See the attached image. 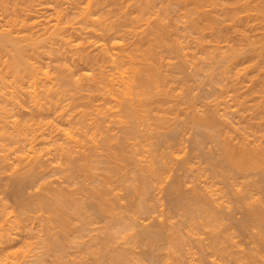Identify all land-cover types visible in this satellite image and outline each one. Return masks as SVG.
<instances>
[{
  "label": "bare ground",
  "instance_id": "6f19581e",
  "mask_svg": "<svg viewBox=\"0 0 264 264\" xmlns=\"http://www.w3.org/2000/svg\"><path fill=\"white\" fill-rule=\"evenodd\" d=\"M203 91L215 97L203 101L208 110L192 100ZM243 97L254 101L245 107L258 117L252 125ZM263 110L264 0H0V189L13 183L18 206L0 195V264H183L189 232L207 228L199 264L264 263V207L240 211L260 224L235 227L250 237L246 253L230 228L239 205L221 211L226 187L241 198L247 184L236 187L213 160L225 188L206 175L198 189L183 176L188 196L170 178L191 126L215 132L204 137L220 140L215 160L264 174ZM167 180V207L182 216L175 225L157 212L163 200H151Z\"/></svg>",
  "mask_w": 264,
  "mask_h": 264
},
{
  "label": "rangeland",
  "instance_id": "374dc122",
  "mask_svg": "<svg viewBox=\"0 0 264 264\" xmlns=\"http://www.w3.org/2000/svg\"><path fill=\"white\" fill-rule=\"evenodd\" d=\"M241 61H242V62H245L246 60H245V59H244V60L242 59ZM242 62H240V63H242ZM195 83H196V82H195ZM243 83H244V82H242V84H243ZM191 84H194V83L191 82ZM196 84H197V83H196ZM240 84H241V83H240ZM242 84H241V85H242ZM202 85H204V84H202ZM245 85H246V84H245ZM194 86L198 87V86H199V83H198V86L195 85V84L193 85V88L195 89ZM239 86H240V85H238V88L242 87V86H240V87H239ZM200 87H201V85H200ZM196 90H197V91H196ZM194 91H196V92H193V93L196 94V93L198 92V89L196 88ZM201 92H202V91H201ZM201 92H200V93H201ZM198 93H199V92H198ZM198 93H197V94H198ZM206 94H207V93H206L205 91H203V95H200L202 98H201L200 96H196V97L194 98L195 100H194V99H192V100L195 102V104H198V105H200L203 101H205L206 104L209 106L208 103H210V101L213 102V101H212L213 98H212V97L209 98V97H210V96H209V97L206 99V97H204V96H206ZM198 95H199V94H198ZM207 95H209V94H207ZM199 97H200V98H199ZM203 97L205 98V100H204ZM222 97H223V98H222V101H223V100L225 101L224 97H225L226 99H228L226 96H222ZM196 98H198V99H196ZM189 99H190V98H189ZM214 99H215V97H214ZM214 99H213V100H214ZM243 99H244V101L246 102V104H245L244 107H243L244 109H242V115H243V114L245 115V116L243 115V117H244L243 122H244L245 119H248V117H249L248 121L252 119V120L250 121L251 123L245 120L244 124L246 125V123L248 122V125H249V123H250V125H252V121L255 120V119L257 120L258 117L256 118V113H255V114H254V113H250L251 111H250V112H247V110H248L247 108H250V107H249V106L251 105L250 103H252V102H254V101H253L252 98H249V100H248V99L245 100L246 98L243 97ZM196 100H197V101H196ZM199 100H200V101H199ZM218 100L221 101L220 98H219ZM228 100H229V99H228ZM250 100H252V101H250ZM188 101L190 102V100H188ZM194 102H193V103H194ZM198 102H199L200 104H199ZM205 102H203V104H204V106H205L206 108H205L203 105H201V106L204 107V108L201 107L202 110H208V108H207L208 106H206ZM207 102H208V103H207ZM248 102H249V104H247ZM191 103H192V102H191ZM227 103H228V102L225 101V103H224L225 105H224V106H227ZM231 103H232V104H231ZM231 103H230L231 106H233L234 104H233L232 101H231ZM211 104H212V103H211ZM211 104H210V105H211ZM198 105H197V106H198ZM222 106H223V105H222ZM246 106H248V107H246ZM228 107H229V104H228ZM245 107H246L247 110L245 109ZM198 108H199V111L201 112V111H202V110H200L201 108H200V107H198ZM198 108H196V109H197V110H196L197 112H198ZM226 108H227V107H225V110H226ZM227 109H228V108H227ZM229 109H230V110H229ZM229 109H228V111H231V107H230ZM232 110H233V108H232ZM243 110H244V113H243ZM263 111H264V110H263ZM263 111H262V112H263ZM226 112H227V111H226ZM231 112H232V111H231ZM198 113H199V112H198ZM221 113H222V112H221ZM221 113H220V114H221ZM248 113H249V114H248ZM253 114H254L255 117H252ZM263 114H264V112L262 113V115H263ZM228 115L231 117L232 114H228ZM249 115H250L251 117H250ZM259 115H260V114H259ZM174 116H175V115H174ZM257 116H258V115H257ZM171 117H173V116L170 115L169 118H171ZM180 117H181V115H180ZM232 117H233V116H232ZM178 118H179V117H178ZM250 118H251V119H250ZM179 119H180V118H179ZM181 119H182V118H181ZM234 120L237 121L236 118L233 119V121H234ZM256 120L253 121V122H256ZM191 127H193V126H191ZM191 127H188V131H186L185 129H183L184 131H183L182 129L176 131V132H179V131H180L181 134H182L183 132H186V134L188 133V134H187L188 136H186L185 133L183 134V135H185V137L183 136V137H184V140H183L184 142L182 141L183 144L186 143V142L188 141V142L186 143V145L184 144L185 147H183V148H186V150L182 149V148H181V147H182L181 145H180L181 147L178 148L179 145L177 146V144L174 142V144H176V145H174V147H175V148L177 147V148H178V151H179V149H180V151H183V150H184L185 152L187 151V154H188V155H187V157H186V160H185V158H184V156H185L184 153H185V152L183 151V153H182V154H184V156H183V155L181 156V152H179V155H180L181 157H183V160H185L186 162L183 161V160L178 159V160L181 161V163H182L181 166H180V165L178 166V165L176 164V163H178V162H176V163L173 162L172 164H174V165L176 164V165H175V166H176V169H175V168H171V167H172V166H171L172 164L170 163L171 165H170V167H169L168 169H170V168H171V169H175V170H171V171H172L171 175L173 174L172 177H173V176H176V177H173V178H172V177L169 175L170 170H168L169 173H168V171H166V173L164 172V174H165V175L168 174V175L170 176V178L173 179V180L176 181V182H177V180H176L177 178L179 179L178 181L181 182L182 179H183V180H186V179H185V177H186L188 181L190 180V181H189L190 183L192 182L191 185H194L195 188H196V185H197V188L199 189V188L202 187V185L205 183V180H204V182H203L202 180L204 179V177H205L206 175H207L208 177L210 176V178H211V179H209L210 181L212 180V177H213V179H215L214 176H216V177H218V178L220 177V176H219L220 174H216V175H215V172H212V171L215 169L214 166L212 165V162L214 161V162H213L214 164H215V162H217V163L215 164V166L217 165L216 167H217L218 169H219V167L221 166L222 168L220 167V169L224 170V173L226 172L227 174H230V175L232 174L231 176H234L233 178H234V181H236V184H235L236 187H238V185H239V187H240L241 185L244 187L245 184L248 185V183H249L248 186L245 185L247 188H245V187L243 188V187L241 186V187L243 188V190H242L243 192L246 191V190L248 189V191L244 193V194H246V195H244V194L241 193V198H240V196H236V195H240V194H238V193H235V194H236L235 196H234V194H232V193L235 191V189H236L235 186H234L235 189H232V187H230V189L234 190L233 192L231 191V194H229V192H230V189H229V188L226 187L227 190L224 189V190H226V192H225V194H224V193H222V194H223L224 196H225L226 194H228L226 197H224V196L220 193L221 198L224 197V198H222V200H223L222 202H224V203H223L224 206L222 205L223 207H222V206H221L222 208L220 207L222 212L232 211V212L234 213V211H235L234 208H236V207L239 205L238 208H236V209H239V210H237V211H239V212H236V211H235L236 213H234V214H237V216H236L237 218H236V219H238V220H236V222H235V220H233L232 222L234 223L235 226H234L233 223H232L233 226L230 225V228L232 227L231 230L235 229V232L237 233V234H234V236H236V237H235L234 240H232V241H234L235 243H237V244L235 245V247H234L235 251L238 250L237 252H241V251H242L243 253H246V252L248 251L247 249H250L249 246L251 247V245H250V244H251V243H250V241H251V240H250V237H249L248 235H246V234H247L246 232H243L244 230H243V227H242V226H240V227L237 226L238 228H235V227H236V225H237L238 222H241V223L244 222L243 224L246 225V226H244V227H248V228H249L250 226H251L250 228H253V227L257 226V225H260L259 222H258L259 219L257 220V218L255 217L257 222H256V221H252V220L254 219V218H252L253 216H252V217L249 216V217L251 218V219H249V217H247V215H245L244 213H245V212L247 211V209H248L247 206L252 207V209H254V207H255L256 209H257V208L262 209V208L264 207V174L262 173L263 170H262V171L260 170L261 172H260L259 170H257L256 167L259 166V165H256V166H250L251 168L248 166V168L246 167V168L244 169L246 173H247V169H248V170H251V171L248 172V174H243L242 172H241V173H238V169L235 168V165H234V166H232L233 164L230 165V164H231V163H229L230 161H229V162L227 161L228 163H226V162H225L226 160H225V159H222V158H221L222 160H219V159H216V160H215L214 158H216V157H217V158L222 157V156L220 155V154H221L220 152H221L222 147H219V149L221 148L220 150L217 148V145L221 144V143H220V140H219V138H218L216 135L212 136L214 140L212 139V137H211V138H208V139H207V138H206V139L204 138V137H207L208 135H212V134H214L215 132L211 134V133H209V130H207V131H208L207 133H209V134H205V133H206V129L204 130V129L202 128V129H203V130H202L201 128H196V129H198V130L200 129V130H201V131H200V134L204 135V136L200 135V136H202V140H203V138L205 139V140H203V143H202V140L200 141L201 143H197L196 140H197L198 138L201 139L200 136H199V133H198L199 131H197L194 127H193V128H191ZM247 128H248V127H247ZM253 128H254V127L252 126L251 128H249V130L246 129V131L248 130L247 132L250 131L251 133H255V132H257V131H256L255 129H253ZM251 129H252V130H251ZM256 129H257V128H256ZM195 130H196L197 132H196ZM181 131H183V132H181ZM194 131H195V133H194ZM258 131H260V130L258 129ZM250 132H249V133H250ZM180 133H179V134H180ZM193 133H194V135H193ZM196 133H197L198 136L196 135ZM257 133H258V132H257ZM231 134H232V133H231ZM231 134H230V135H231ZM258 134H259V133H258ZM233 135L236 137V135H235L234 133H233ZM193 136H194V137L197 136L198 138L196 137V139H195ZM215 136H216V137H215ZM231 136H232V135H231ZM234 136H233V137H234ZM186 137H188V139H187ZM215 138L218 139V141H217V140H216V141H217L219 144H214V143H215ZM182 139H183V138H182ZM199 139H198V140H199ZM186 140H187V141H186ZM178 141H179V139H178ZM185 141H186V142H185ZM194 141H196L197 144H196ZM172 142H173V141H172ZM172 142H171V143H172ZM176 142H177V139H176ZM233 142L237 143V141H235V140H232V143H233ZM172 144H173V143H172ZM199 145H201V146L198 147ZM153 146H154V145H153ZM153 146L151 147L152 149H153V148H154V149H155V148H158V149L162 148V145H161V146L158 145V146H159V147H158V146L155 144V146H157V147H155V146L153 147ZM215 146H216V147H215ZM219 146H220V145H219ZM221 146H222V145H221ZM177 148H176V149H177ZM214 148H215V149H214ZM181 149H182V150H181ZM217 149H218V150H217ZM155 150H156V149H155ZM213 150H214L215 152H214ZM216 150H217V151H216ZM219 151H220V152H219ZM157 152H159V151H157ZM208 152H209V155H210V156L207 155ZM216 152H217V153L219 152L220 154H219V155H218V154L216 155ZM212 153L215 154V155H213ZM180 156H179L178 158H181ZM212 156H213V157L215 156V157L213 158ZM218 156H219V157H218ZM211 157H212L213 159H212ZM187 158H188V159H187ZM208 158H209V160H210V159H211V160L209 161ZM178 160H177V161H178ZM187 160H188V161H187ZM212 160H213V161H212ZM217 160H219V161H217ZM223 160H225V161H223ZM175 161H176V160H175ZM208 161H209V162H208ZM211 161H212V162H211ZM220 161H221V162H220ZM183 162H184V163H183ZM187 162H188V163H187ZM210 162H211V164H210ZM218 162H219V163H218ZM126 163H127V162H126ZM185 163H186V164H185ZM207 163L210 164L211 166H210V165H207ZM178 164H179V163H178ZM218 164H219L220 166H219ZM125 165L128 166V167L130 166L128 163L125 164ZM183 165H188V166H189L188 168H191V171H190L189 169H187V167L185 168V166H183ZM177 166H178V167H177ZM209 166H210V168H209ZM173 167H174V166H173ZM180 167H181V168L183 167V168L181 169ZM212 167H213V169H212ZM233 167H234V168H233ZM253 167H254V169L252 170ZM184 168L187 169L188 172L185 171V170H183ZM217 168H216V169H217ZM249 168H250V169H249ZM257 168H258V167H257ZM261 168L263 169V167H261ZM261 168H260V169H261ZM209 169H210V170H209ZM211 169H212V171H211ZM235 169H236L237 171H235ZM258 169H259V168H258ZM209 171H210V174H209ZM258 171H259L260 173H258ZM202 172H203V173H202ZM205 172H206V173H205ZM239 172H240V170H239ZM245 172H244V173H245ZM200 173H201V174H200ZM207 173H208V174H207ZM213 173H214V174H213ZM226 173H225V174H226ZM225 174H224V175H225ZM50 175H52V174H50ZM50 175H48L49 178L46 176V178L48 179V181H47L48 183H49V180H51V179L53 180V179L55 178L53 175H52V176H50ZM211 175H213V176H211ZM166 176H167V175H166ZM169 176H168V177H169ZM183 176H184V178H182ZM198 176H199V177H198ZM201 176H202V177H201ZM203 176H204V177H203ZM207 176L205 177L206 179L208 178ZM246 176H247V178H246ZM53 177H54V178H53ZM195 177H196V179H195ZM46 178L44 179L45 181H43V182H45V184H47V183H46V180H47ZM174 178H175V179H174ZM181 178H182V179H181ZM220 178H221V177H220ZM165 179H166V178H165ZM168 179H169V178H168ZM194 179H195V180H194ZM8 180H10V181L12 180V182H14V181H13L14 179H8ZM8 180L6 179V182H5V180H4V183H3V184L7 183ZM183 180H182V181H183ZM198 180H199V183L201 182L200 185H199V184H196V183L198 182ZM165 181H166V180H165ZM165 181H164V182H165ZM167 181H168V180H167ZM174 181H173V183H176V182H174ZM188 181H186V183H185V181H183L188 187H187L183 182H181V183L177 182V183L180 184V189H181V186H182L181 184H183V186L185 185V187H182V189H183V190L181 191L182 193H184V192L186 191L185 188L187 187V190H189V191L185 192V193H186L185 195H187V193L189 192V194H188V196H189L190 193H191L192 188H194V187H192L191 185H188V184H190ZM207 181H208V180H207ZM215 181L218 182V183L216 182V184H218V185L221 184L220 186H222L223 188H225V187H224L225 185L223 186V180H220V179L217 180V179H215L214 182H215ZM164 182H163V184H165ZM171 182H172V180H171ZM171 182H170V184H169V181H168V183H166V185H168V187H167V189H166V192L164 191L166 187L164 188V185L162 184V186H163V187L161 188V191H162V192L160 191V189L158 190L159 192L157 191L156 193H155L154 190H153V191H150V192H151V193H150V196H151L152 193H155V194H153L154 196H151L152 198H151V197H149V198H151V200H152V199H156V200H157V198H154V197H160V198H159V201H160V199H161V201L163 200V202H161V205L164 204L166 207H165L164 205H163V206L160 205L161 208H160V209H157V210H158L157 212H159V214H162L164 217L167 216V219L169 218L170 220L168 219V220H166V221H167V222H170V223H173V225H175L174 223L180 221V219H181L180 217H182V216H180V214H179L180 211H175V210H173V209H169V208H170V207H169V203L166 202V199H165V198L168 196L169 192H170V191H169V189H170L169 186H170V185H171V186L174 185V184H171ZM221 182H222V183H221ZM8 183L11 184V185L13 184V183H10V182H8ZM8 183H7V184H8ZM177 183H176V185H178ZM219 183H220V184H219ZM9 184L4 186V187L9 186V187L4 188L5 190L7 189V191H4V189H3V192H2V189H0V192H2V194H3V195H2V194H0V195L3 196L2 198H6V199H7L8 204L11 205V208L16 207V210H17V207H18V206H15V205H17V204L14 203L15 200L12 198L13 196H12V194L10 193L11 185H9ZM201 184H202V185H201ZM243 184H244V185H243ZM250 184H251V185H250ZM252 184H253V185H252ZM54 185H56V184H54ZM218 185H217V186H218ZM199 186H200V187H199ZM203 186H205V185H203ZM220 186H219V187H220ZM249 186H250L251 188H250ZM222 187H221V188H222ZM239 187H238V188H239ZM188 188H191V190L188 189ZM203 188H205V187H203ZM249 188H250V189H249ZM8 189H9V191H8ZM35 189H37V188H35ZM35 189H34L33 191H36ZM162 189H164V190H162ZM184 189H185V190H184ZM224 190H223V192H224ZM239 190H240V189H238V190L236 189V191H239ZM249 190H250V191H249ZM28 191H29V192H28ZM28 191H27V192H28L29 194L27 193L28 195L26 194V196L30 197V196L33 195V198H34V195H35V197H36V195L40 193V191H39V193H36V194H35V193L32 191V189H30V190H28ZM122 191H123V190H122ZM163 191H164L165 193H164ZM167 191H169V192H167ZM227 191H228V193H227ZM240 191H241V190H240ZM4 192H5V194H4ZM8 192H9V193H8ZM118 192H119V194H120V193H121V194H122V193H126L125 191H123V192L118 191ZM43 193H44V192H43ZM157 193H158V194H157ZM160 193H161V195H160ZM162 193H164V194H163V195H164V196H163L164 198H163V197L161 198ZM166 193H167V194H166ZM247 193H248V194H247ZM8 194H9V195H8ZM30 194H31V195H30ZM156 194H157V196H156ZM218 194H219V193H218ZM29 195H30V196H29ZM122 195H123V194H122ZM159 195H160V196H159ZM165 195H167V196L165 197ZM1 196H0V197H1ZM9 196H10V198H9ZM123 196H126V194H124ZM28 197H27V198H28ZM214 197H215V196H214ZM218 197H219V196H218ZM218 197L216 196V198H218ZM234 197H235V198H234ZM237 197L240 198V199L238 198L239 201L237 200ZM33 198H31V199H33ZM167 198L169 199V196H168ZM34 199H35V198H34ZM214 199H215V198H214ZM224 199H225V200H224ZM226 199H228V200H226ZM156 200H155V201H156ZM219 200H220V197H219ZM240 200H241V201H240ZM157 201H158V200H157ZM167 201H168V200H167ZM231 201H232V202H231ZM233 201H234V202H233ZM10 202H11V203H10ZM219 202H221V201H219ZM227 202H228V203H227ZM237 202H238V203H237ZM240 202H241V205H240ZM12 203H13V204H12ZM151 203H152V201H151ZM153 203H155L154 200H153ZM153 203H152V204H153ZM167 203H168V205H167ZM226 203H227V204H226ZM231 203H232L233 205H231V208H230V207H228V206H230ZM14 204H15V205H14ZM159 204H160V202H159ZM159 204H158V202H157L156 206L158 207ZM220 204H222V203H220ZM236 204H238V205H236ZM226 205H227V206H226ZM12 206H13V207H12ZM160 206H159V207H160ZM167 206H168L169 208H168ZM233 206H236V207L233 208ZM245 206H246V207H245ZM159 207H158V208H159ZM162 207H163V209H162ZM239 207H241V208H239ZM242 207H244L246 210H245V209H242ZM261 207H262V208H261ZM164 208H165V209H164ZM232 208H233V209H232ZM13 209H14V208H13ZM161 209H162V210H161ZM225 209H226V210H225ZM228 209H229V210H228ZM241 209L243 210L244 213H241V214H240V211L242 212ZM249 209H251V208H249ZM169 210H170V211H169ZM161 211H163L164 213H160ZM177 212H178L179 217H178V215H177ZM180 213H181V212H180ZM238 213H239V215H238ZM246 213H247V212H246ZM155 214H156V213H155ZM159 214H156V215H159ZM164 214H167V215H164ZM175 214H176V215H175ZM162 215H161V216H162ZM240 215H241V216H240ZM244 215H245V216H244ZM161 216L159 215V217H161ZM168 216H169V217H168ZM172 216H173V217H172ZM234 216H235V215H234ZM238 216H239L241 219H244V218H245V219H244L245 221H244V220L239 221V217H238ZM159 217H158V218H159ZM177 217L180 218V219H178ZM243 217H244V218H243ZM246 217H247V218H246ZM171 218H172V221H173V222L171 221ZM159 219H162V218H159ZM159 219H158V220H159ZM165 219H166V217H165ZM241 219H240V220H241ZM247 219H249L250 222L252 221V222H251L252 225H251V223H250ZM260 219H262V218H260ZM162 220H163V219H162ZM154 222H156V221H154ZM180 222H181V221H180ZM180 222H179V223H180ZM246 222H247V223H248V222L250 223V224L248 223L249 226H247ZM235 223H236V224H235ZM241 223H240V224H241ZM177 224H178V223H177ZM226 224H227V223H226ZM230 224H231V223H230ZM238 224H239V223H238ZM240 224H239V225H240ZM256 224H257V225H256ZM253 225H254V226H253ZM250 228H249V229H250ZM209 229H210V228H207V229L203 232V233H205V234H201V235H203V237L199 236L200 234H199V235L196 234L197 237H195V236H194V233H195L194 231H193L194 233H193V232H189V234H188V235H189L188 238H189L190 244H189V241H188V244H189V245H188L187 248H189L190 251L188 252V256H187V258L185 257L186 259H188V262H187V260H184V259H185V258H184V259H182V262L184 261L183 264H187V263H188V264H196V263L199 264L200 261L203 263V257L201 256V255H202V253H201V249L205 247V244H206L207 242L205 241V239H201V238H206V237H207V236H206V234H207L206 231H208ZM238 229H239V230L242 229V232H240ZM254 230H255V229L253 228L252 231H253V232H256V231H254ZM208 232H209V231H208ZM235 232L233 231V233H235ZM190 233H191V234H190ZM192 233H193V235H192ZM196 233H198V232L196 231ZM244 234H245V235H244ZM191 236H193V237H191ZM198 236H199L200 238H199ZM204 236H205V237H204ZM245 236H246V237H245ZM194 237H195V238H194ZM247 237H248V238H247ZM193 238H194L195 240H194ZM190 239H191V240H190ZM197 239H201L203 242L205 241V244H202L203 242L200 241V240H197ZM192 240H193V241H192ZM195 241H196V242H195ZM199 241H200V242H199ZM236 241H237V242H236ZM193 242H194L195 245L193 244ZM201 244L204 245V246H202ZM197 245H201V246H199V247H202V248L199 249ZM189 246H190V247H189ZM237 246H239V247H237ZM138 247H139V246H138ZM141 247H142V246H141ZM143 248H146V247L143 246ZM191 248H192V249H191ZM136 249H137V248H136ZM136 249H135V250H136ZM141 249H142V248H140L139 250L137 249L139 253H140L141 251L145 252L144 249H142V250H141ZM146 249H147V248H146ZM146 249H145V250H146ZM198 249H199V250H198ZM140 250H141V251H140ZM246 250H247V251H246ZM245 251H246V252H245ZM135 252L137 253L138 256H140V254H138L137 251H135ZM199 252H200V253H199ZM141 253H142V252H141ZM190 253H191V256L189 255ZM194 253H196V254H194ZM243 253H242V254H243ZM143 254H144V253H142V256H141V257H144ZM199 254H201V255L199 256ZM193 255H195V257H196L195 259L199 260V259H198V257H199L200 260H199V261H196V260H195V261H192V260H194V259H192V258H193ZM189 257H190V258H189ZM258 257H260V256L257 255V259H255V260H256V264H264V263H262V261H263L262 258H260V260H259ZM201 258H202V259H201ZM212 259H213V258H212ZM217 259H218V258H217ZM217 259H216V260L214 259V260H215L214 262L218 261ZM151 260H152V259H151ZM151 260H147V264H149V263L151 264ZM209 260L211 261V258H210ZM261 260H262V261H261ZM145 261H146V260H145ZM152 261H153V262H152L153 264L158 263V262L155 261V259L152 260ZM154 261H155L156 263H155ZM259 261H260V262H259ZM148 262H149V263H148ZM174 262H175V261H174ZM174 262H171V264H180V263H181V262H178V263H174ZM176 262H177V261H176ZM257 262H258V263H257ZM202 263H201V264H202ZM218 263H219V264H223V262H220V261H218ZM158 264H159V263H158ZM181 264H182V263H181ZM216 264H217V263H216Z\"/></svg>",
  "mask_w": 264,
  "mask_h": 264
}]
</instances>
